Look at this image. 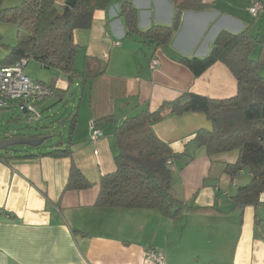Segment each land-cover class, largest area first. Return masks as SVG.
<instances>
[{
	"label": "crops",
	"instance_id": "obj_1",
	"mask_svg": "<svg viewBox=\"0 0 264 264\" xmlns=\"http://www.w3.org/2000/svg\"><path fill=\"white\" fill-rule=\"evenodd\" d=\"M121 1L95 10L88 29L74 30L79 47L75 66L81 68L83 57L90 56L103 68L89 88L81 92L76 81L64 95L66 74L56 68L48 80H41L61 91L62 95L54 96L58 101L73 99L74 130L68 140H51L42 148L44 138L34 149L13 148L6 152L12 157L0 159V264H159L146 259L148 251L160 253L162 264H264V193L256 205L234 207L232 197L251 175L225 171L226 164L237 160V150L208 155L197 146L195 133L211 128L201 113L167 115L152 126L158 139L180 154L169 165L172 196L198 209L184 208L173 215L151 208L95 204L101 176L116 170L113 131L125 117L146 107L156 110L189 92L214 99L236 95V78L223 63L215 62L195 76L177 58L205 57L221 30H247L256 39L254 48L259 46L251 54L257 59L264 41V0H202L210 6L182 11L167 45L126 35L118 15ZM131 1L138 10L140 29L171 24L176 10L173 0ZM255 2L263 5L257 16L249 11ZM25 37L15 44L0 38V59ZM152 58L159 60L154 68ZM258 72L264 78V65ZM45 107L42 103L40 109ZM107 116L114 121L94 124ZM93 126L103 136L91 143ZM37 132L4 138L44 137ZM54 146L68 147L70 156L38 155ZM72 161L90 187L64 189Z\"/></svg>",
	"mask_w": 264,
	"mask_h": 264
},
{
	"label": "trees",
	"instance_id": "obj_2",
	"mask_svg": "<svg viewBox=\"0 0 264 264\" xmlns=\"http://www.w3.org/2000/svg\"><path fill=\"white\" fill-rule=\"evenodd\" d=\"M113 0H23L15 7L0 8V20L18 25L27 34L16 45L9 47L1 65H10L20 58L37 60L43 67H53L64 74L68 83L64 95L76 81L81 92L100 76V62L84 56L81 68L75 66L79 47L74 41V30L88 29L95 10L107 8ZM176 10L170 25L138 26V10L131 0H122L118 15L126 35H135L156 45H167L179 27L184 10L202 11L209 7L202 0H173ZM256 39L249 31L232 33L221 30L215 37L208 54L203 58L179 56L180 63L195 76L200 75L215 62L223 63L237 81L236 95L214 99L196 93H184L156 110L148 107L125 117L113 131L114 162L116 170L102 175L95 204L101 207L151 208L164 213L179 214L184 206L170 192L171 169L169 158L180 154L158 139L152 126L167 115L198 112L208 119L210 130L199 129L193 141L208 155L237 150L235 163L226 164L225 171L236 175L247 171L250 181L237 189L232 197L235 208L256 205L264 193V78L259 67L264 65V41L260 42L257 59H252ZM62 95L55 90L54 96ZM44 102V101H43ZM42 103V102H41ZM111 116L102 117L95 125L113 122ZM74 130V116L70 123ZM21 136V135H15ZM14 136V137H15ZM27 137V136H24ZM33 137V136H32ZM35 137V136H34ZM33 137V138H34ZM38 138V137H35ZM8 147L0 150V159L6 161ZM38 155L70 156L68 147L51 148ZM36 156V155H26ZM91 186L79 168L71 162L65 190H80ZM175 206V208H174ZM173 209V210H172Z\"/></svg>",
	"mask_w": 264,
	"mask_h": 264
},
{
	"label": "rangeland",
	"instance_id": "obj_3",
	"mask_svg": "<svg viewBox=\"0 0 264 264\" xmlns=\"http://www.w3.org/2000/svg\"><path fill=\"white\" fill-rule=\"evenodd\" d=\"M22 1L23 0H0V8L15 7L20 5ZM26 34L27 33L23 29H20L18 25L0 20V38H2L3 43L15 44L18 38L20 39L26 36ZM258 47L257 45L255 46L253 56ZM55 70L56 69L53 67H43L40 62L29 57L24 67V74L31 79L36 77L41 81L44 79L48 80L51 74H54ZM42 103H44L47 108L45 107V109L41 110L40 106L42 107ZM42 103L39 104L40 106L38 105L41 118L33 122H27V114L19 111V109L14 106L1 109L0 138H4L6 135L11 134L24 135L38 131L37 133H43V138H45L44 144H41V146L39 145L42 148L49 146L51 140L53 142L68 140L70 134V121L76 111L73 106V99H69L68 96L65 100L60 102L56 97H51ZM13 147L18 149L25 148L27 150L35 148L27 145H16Z\"/></svg>",
	"mask_w": 264,
	"mask_h": 264
},
{
	"label": "built area",
	"instance_id": "obj_4",
	"mask_svg": "<svg viewBox=\"0 0 264 264\" xmlns=\"http://www.w3.org/2000/svg\"><path fill=\"white\" fill-rule=\"evenodd\" d=\"M263 9L260 2L253 3L249 11L253 16H257ZM28 59L23 57L10 65L0 64V110L14 106L19 111L27 114V122L38 121L41 118V112L38 105L47 99L54 97L55 89L39 80L29 78L24 74V67ZM159 64L157 58H152L150 66L154 68ZM103 136L100 128L93 126L89 134V141L96 142ZM97 153V151H95ZM172 159L167 160L171 165ZM149 261L163 263V256L154 251H148L145 255Z\"/></svg>",
	"mask_w": 264,
	"mask_h": 264
},
{
	"label": "water",
	"instance_id": "obj_5",
	"mask_svg": "<svg viewBox=\"0 0 264 264\" xmlns=\"http://www.w3.org/2000/svg\"><path fill=\"white\" fill-rule=\"evenodd\" d=\"M44 141L43 137L33 138V137H10V138H0V150H4L8 147H13L16 145H27L31 147L39 146Z\"/></svg>",
	"mask_w": 264,
	"mask_h": 264
}]
</instances>
